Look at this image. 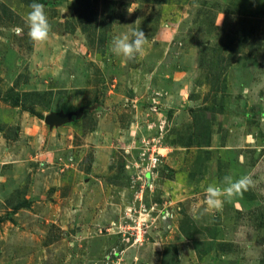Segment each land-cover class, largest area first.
<instances>
[{
    "label": "rangeland",
    "instance_id": "obj_1",
    "mask_svg": "<svg viewBox=\"0 0 264 264\" xmlns=\"http://www.w3.org/2000/svg\"><path fill=\"white\" fill-rule=\"evenodd\" d=\"M0 264H264V0H0Z\"/></svg>",
    "mask_w": 264,
    "mask_h": 264
},
{
    "label": "crops",
    "instance_id": "obj_2",
    "mask_svg": "<svg viewBox=\"0 0 264 264\" xmlns=\"http://www.w3.org/2000/svg\"><path fill=\"white\" fill-rule=\"evenodd\" d=\"M71 136L73 137V139H74V136H76V133H71ZM86 141H87V139H86ZM87 143L86 144H84V143H82V145H80L79 147H77V149H74V154H75V161H77L78 163H75V166H74V168L72 169H69V173L68 174H70L69 176H67L66 178V180H63V181H61V182H58L59 180H54L53 182L51 181V184H50V188H54V187H57V188H60V187H69L70 189H71V191H69L68 192V194H70V195H72L76 190H77V187H76V185H78V186H80V188L83 186V185H85V184H81L82 182H80V180L82 179V178H84L85 180L84 181H86L87 179H86V176H87V174L91 171L92 173H94V172H96L97 170H101L102 171V169H101V163L98 161L99 160V158H100V156H99V154H97V156H96V163H95V167H91V170H87L85 167H84V162L83 161H85L86 163H87V154L86 155H83V153L85 152V151H87ZM79 148V149H78ZM72 151V150H71ZM99 151V150H98ZM79 152H80V154H79ZM73 153V152H72ZM81 155V156H80ZM34 158V157H33ZM105 158H107V156L105 157ZM25 160V159H24ZM24 160H22V163H24ZM19 162H20V160H19ZM80 163H81V165H80ZM18 165H22L21 163H18ZM100 166V167H99ZM36 168H37V166L36 165H34L33 167H29V169L28 170H26V171H24V172H27L28 174H29V172H30V170L31 171H33L34 173V175L37 173V170H36ZM103 168V167H102ZM21 171L23 170V169H20ZM103 170H104V168H103ZM48 171H50L49 169H48ZM23 172V173H24ZM27 174V175H28ZM49 176H51L50 174H49ZM49 176L47 177V178H49ZM26 177V176H25ZM32 178H34V177H32ZM53 179V178H52ZM34 182H37V179H35V180H33ZM24 182H26V180L24 179V177H23V179H21V181H20V184H23ZM86 183H88V184H90L91 183V180H87V182ZM87 185V184H86ZM65 200H67V202H68V199L66 198ZM69 204V206H73L72 204H73V201H70V203H68ZM21 210L19 211V214L20 213H22V215H24V214H26L25 212L23 213V211H27V215H29L30 217H33V218H35L36 219V217H38L39 218V215L38 214H36V212L33 210V208L31 207V206H29V207H22V208H20ZM77 209V208H76ZM84 214V213H83ZM69 215L71 216V219H74V220H77V216H76V214H74L73 213V211H71V212H69ZM86 216V215H85ZM84 216V217H85ZM84 217L82 216V213H81V217L80 218H83L84 219Z\"/></svg>",
    "mask_w": 264,
    "mask_h": 264
},
{
    "label": "built area",
    "instance_id": "obj_3",
    "mask_svg": "<svg viewBox=\"0 0 264 264\" xmlns=\"http://www.w3.org/2000/svg\"><path fill=\"white\" fill-rule=\"evenodd\" d=\"M144 155L142 159V164L134 165L137 170H139L138 174L136 175V179L139 180L140 183V190L142 192L146 190H150L154 188V184L156 182V178L159 175V167L160 163L162 162L161 153L156 151H151L148 153L146 150L142 153ZM139 186V185H138Z\"/></svg>",
    "mask_w": 264,
    "mask_h": 264
},
{
    "label": "water",
    "instance_id": "obj_4",
    "mask_svg": "<svg viewBox=\"0 0 264 264\" xmlns=\"http://www.w3.org/2000/svg\"><path fill=\"white\" fill-rule=\"evenodd\" d=\"M50 119H54L53 117L49 116Z\"/></svg>",
    "mask_w": 264,
    "mask_h": 264
}]
</instances>
